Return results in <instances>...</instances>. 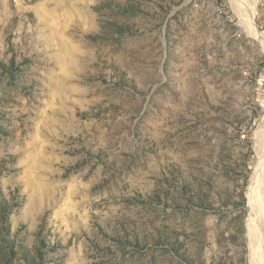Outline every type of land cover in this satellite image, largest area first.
Segmentation results:
<instances>
[{
    "label": "rangeland",
    "instance_id": "rangeland-1",
    "mask_svg": "<svg viewBox=\"0 0 264 264\" xmlns=\"http://www.w3.org/2000/svg\"><path fill=\"white\" fill-rule=\"evenodd\" d=\"M233 3L0 0V264H249L264 48Z\"/></svg>",
    "mask_w": 264,
    "mask_h": 264
},
{
    "label": "bare ground",
    "instance_id": "bare-ground-1",
    "mask_svg": "<svg viewBox=\"0 0 264 264\" xmlns=\"http://www.w3.org/2000/svg\"><path fill=\"white\" fill-rule=\"evenodd\" d=\"M233 2L241 22L264 48V36L255 24L257 5L254 0ZM251 141L257 157L247 190L248 213L245 218L247 258L249 264H264V115L253 131Z\"/></svg>",
    "mask_w": 264,
    "mask_h": 264
},
{
    "label": "trees",
    "instance_id": "trees-1",
    "mask_svg": "<svg viewBox=\"0 0 264 264\" xmlns=\"http://www.w3.org/2000/svg\"><path fill=\"white\" fill-rule=\"evenodd\" d=\"M0 205L2 208L6 209V210L9 209V202L7 200H5L2 196L0 197ZM2 218H3L4 222H7V220H8L7 215H2Z\"/></svg>",
    "mask_w": 264,
    "mask_h": 264
}]
</instances>
